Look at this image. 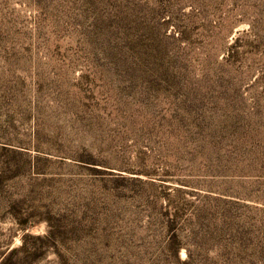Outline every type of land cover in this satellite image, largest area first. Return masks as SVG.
Returning a JSON list of instances; mask_svg holds the SVG:
<instances>
[{"label": "rangeland", "instance_id": "obj_1", "mask_svg": "<svg viewBox=\"0 0 264 264\" xmlns=\"http://www.w3.org/2000/svg\"><path fill=\"white\" fill-rule=\"evenodd\" d=\"M0 264H264V0H0Z\"/></svg>", "mask_w": 264, "mask_h": 264}]
</instances>
